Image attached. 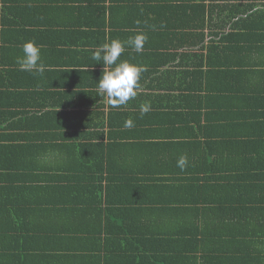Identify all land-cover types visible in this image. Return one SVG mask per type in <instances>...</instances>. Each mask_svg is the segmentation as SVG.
<instances>
[{
    "label": "trees",
    "instance_id": "obj_1",
    "mask_svg": "<svg viewBox=\"0 0 264 264\" xmlns=\"http://www.w3.org/2000/svg\"><path fill=\"white\" fill-rule=\"evenodd\" d=\"M226 29L223 48L235 59L264 53L260 27ZM235 59L210 73L220 82L253 80L228 90L235 98L227 108L203 112L208 105L193 101L162 127L173 110L157 98L149 119L132 114V128L116 119L106 131L98 122L95 137L70 141L53 135L64 129L48 119L56 92L41 88V100L15 106L12 121L0 115V264H264V139L250 138L264 136V85L255 80L264 62ZM208 77V92L227 90ZM65 93L73 94L57 91ZM70 220L72 228L63 224Z\"/></svg>",
    "mask_w": 264,
    "mask_h": 264
},
{
    "label": "crops",
    "instance_id": "obj_2",
    "mask_svg": "<svg viewBox=\"0 0 264 264\" xmlns=\"http://www.w3.org/2000/svg\"><path fill=\"white\" fill-rule=\"evenodd\" d=\"M215 4L217 11L212 12L211 6ZM200 25L205 27V35H199ZM232 25L243 30L247 26L260 27L261 34L255 38H264V0H0V60L8 66L0 89V115L12 121L9 116L20 112L15 106L30 107L41 100L37 90L55 91L56 96L47 101V107H51L48 109H52L48 119L54 127L60 123L64 129H57L53 135H63L71 141L72 135H79L75 137L79 139L95 137L94 132L102 129L98 122L105 123L104 129L109 131V122L117 119L124 123L132 114L140 113L136 112L138 106L144 102L152 106L157 98L173 110L171 118L161 122L160 127L182 119L190 111L181 108L189 109V103L195 104L193 101L198 108L208 105L203 112L222 111L235 98L228 90L253 82L249 77L220 82L210 74L220 67L221 72L232 67L227 65L235 56L223 48L227 40L219 34L220 26L231 32ZM140 33L147 36L143 52L136 53L125 45L120 60L145 66L147 70L141 74L137 96L113 108L106 98L98 96L97 85L104 66L93 60L92 54L105 42L113 39L125 42ZM186 39L192 42L189 46ZM27 41L42 46L41 59L46 65L42 76L20 71L16 63ZM238 54L235 62L244 57L245 62L263 65L264 53ZM262 74H256L257 85H264ZM206 75L211 83L227 90L216 96L208 92ZM59 88L73 94H57ZM21 93H25L22 99ZM242 99L245 103V98ZM258 110L264 120V104ZM143 117L149 119L150 115ZM138 130L146 134L149 126L144 124ZM250 138L261 140L264 136ZM63 224L73 226L71 220L70 224L66 221Z\"/></svg>",
    "mask_w": 264,
    "mask_h": 264
},
{
    "label": "clouds",
    "instance_id": "obj_3",
    "mask_svg": "<svg viewBox=\"0 0 264 264\" xmlns=\"http://www.w3.org/2000/svg\"><path fill=\"white\" fill-rule=\"evenodd\" d=\"M146 41L147 36L140 33L129 37L125 42L118 39L105 42L93 52L92 59L104 66L97 85L98 96L106 98L111 107L118 108L137 96L141 74L147 69L145 66L127 60H120V57L125 51V45L136 53H142ZM41 48L42 46L37 45L35 41H27L23 44L22 55L16 60L20 71L41 76L44 74L46 65L41 59ZM150 110V102H144L140 105L141 116ZM124 127H134L133 120L127 119L124 122ZM186 166L187 158L181 156L177 161V167L184 170Z\"/></svg>",
    "mask_w": 264,
    "mask_h": 264
}]
</instances>
